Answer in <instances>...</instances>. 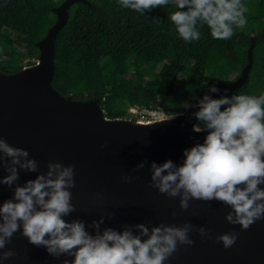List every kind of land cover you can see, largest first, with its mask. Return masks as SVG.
<instances>
[{"label":"water","instance_id":"1","mask_svg":"<svg viewBox=\"0 0 264 264\" xmlns=\"http://www.w3.org/2000/svg\"><path fill=\"white\" fill-rule=\"evenodd\" d=\"M74 3L88 4L86 0H64L51 9L55 22L36 44L39 54L34 65L24 66L12 75L0 73V138L14 148L27 150L29 158L38 163L37 173L19 172L17 185L45 173L50 162L71 164L75 166L76 187L70 191L76 211L63 218L66 222L80 220L92 235L95 230L88 225L102 217L101 231L112 228L120 232L125 226L138 224L151 229L161 223L177 227L190 223L196 228L210 229L211 239L191 232L189 238L194 244L178 246L164 264H264V218L248 230H241L239 225L225 220L231 209L218 201L190 200L189 209L182 211L179 197L170 198L148 186L151 163L160 165L170 160L182 166L183 153L203 144L208 132L193 131L198 121L194 116L199 111L197 105L205 95L216 99L245 85L256 37H250L247 63L237 79L218 83L217 92L206 91L189 107L168 110L172 115L165 119L110 120L104 117L98 99L76 101L71 96H61L52 86L54 41L67 21V10ZM159 109L167 111L163 107ZM141 162H145L144 167L133 171ZM7 175L0 169V179ZM125 175L132 177L126 184L121 181ZM15 186L0 184V204L13 198ZM173 211L177 213L175 217L171 216ZM231 232L238 233V239L225 249L215 238ZM9 250L16 255L0 264H62L65 259H73L52 257L44 247L30 244L20 231L3 251Z\"/></svg>","mask_w":264,"mask_h":264},{"label":"clouds","instance_id":"2","mask_svg":"<svg viewBox=\"0 0 264 264\" xmlns=\"http://www.w3.org/2000/svg\"><path fill=\"white\" fill-rule=\"evenodd\" d=\"M170 2L180 9L171 14L170 20L185 42L200 38L198 22L207 25L217 40L231 38L234 28H243L247 23L242 0H120L124 8L139 13ZM209 91L215 93L218 89L212 87ZM197 106L199 111L194 116L200 123L193 126V131L208 132L203 144L183 153L182 166L170 160L160 165L151 163L148 186L170 198L179 197L182 211L189 209L190 200L218 201L231 209L225 216L229 224L248 230L264 218V188L260 187L264 185V95L220 99L205 95ZM222 106L227 107L221 111ZM0 154V169L8 173L0 184L10 188L16 185L13 198L0 204V262L16 255L3 250L18 231L54 258H73L62 264H164L178 246L194 244L189 238L191 232L211 239L210 229L190 223L179 227L161 223L151 229L138 224L125 226L120 232L112 228L101 231L103 217L88 225L95 230L92 235L82 221L63 219L76 211L70 191L76 187L74 165L50 162L45 173L21 186L17 185L19 172L37 173V161L29 158L27 150L14 148L3 138ZM144 163L133 171L142 169ZM131 179L125 175L121 181L126 184ZM176 215L175 211L171 213ZM237 239L235 232L215 238L225 249Z\"/></svg>","mask_w":264,"mask_h":264},{"label":"trees","instance_id":"3","mask_svg":"<svg viewBox=\"0 0 264 264\" xmlns=\"http://www.w3.org/2000/svg\"><path fill=\"white\" fill-rule=\"evenodd\" d=\"M63 1L0 0V73L12 75L35 64L36 44L55 22L51 9ZM86 1L67 10L54 41L52 86L61 96L98 99L110 120L135 122L128 113L132 107H163L172 115L168 110L190 105L218 83L234 82L247 63L251 36L256 40L245 85L216 99L264 95V0H242L245 16L252 9L260 16H248L231 38L214 39L198 22L200 38L192 42L180 38L171 22V14L180 10L171 2L139 13L120 0Z\"/></svg>","mask_w":264,"mask_h":264},{"label":"built area","instance_id":"4","mask_svg":"<svg viewBox=\"0 0 264 264\" xmlns=\"http://www.w3.org/2000/svg\"><path fill=\"white\" fill-rule=\"evenodd\" d=\"M160 109H139L137 107H132L128 110V113L131 115L132 118H135L136 121H154L162 119L160 116L165 115L164 111H159Z\"/></svg>","mask_w":264,"mask_h":264},{"label":"rangeland","instance_id":"5","mask_svg":"<svg viewBox=\"0 0 264 264\" xmlns=\"http://www.w3.org/2000/svg\"><path fill=\"white\" fill-rule=\"evenodd\" d=\"M248 16H249V18H251V17L252 18L253 17H259L260 16V13L257 10L252 9L250 12L246 13V16H245V19L246 20H247ZM26 62H27V60L24 63H26ZM143 74L145 75V71H143ZM159 111H163V110L160 109ZM160 114H161L160 116L162 117V119L167 118V115L166 114L164 116L162 115V113H160ZM127 120H131V119H127Z\"/></svg>","mask_w":264,"mask_h":264},{"label":"flooded vegetation","instance_id":"6","mask_svg":"<svg viewBox=\"0 0 264 264\" xmlns=\"http://www.w3.org/2000/svg\"><path fill=\"white\" fill-rule=\"evenodd\" d=\"M169 116H171V114L170 115H167V117H169Z\"/></svg>","mask_w":264,"mask_h":264},{"label":"bare ground","instance_id":"7","mask_svg":"<svg viewBox=\"0 0 264 264\" xmlns=\"http://www.w3.org/2000/svg\"><path fill=\"white\" fill-rule=\"evenodd\" d=\"M160 120V119H159Z\"/></svg>","mask_w":264,"mask_h":264}]
</instances>
